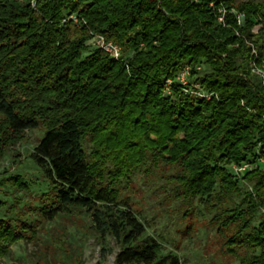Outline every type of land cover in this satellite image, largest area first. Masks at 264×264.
<instances>
[{"label": "trees", "instance_id": "16d2710c", "mask_svg": "<svg viewBox=\"0 0 264 264\" xmlns=\"http://www.w3.org/2000/svg\"><path fill=\"white\" fill-rule=\"evenodd\" d=\"M212 2L0 0V157L44 126L31 157L50 185L27 207L38 219L0 217V254L35 239L40 221L84 209L118 243L116 264H182L143 237L122 198V178L142 171L170 182L185 215L203 204L239 264H264V85L250 67L253 46L264 62V0L223 1L224 24ZM95 35L121 56L89 47ZM186 67L218 97L185 91Z\"/></svg>", "mask_w": 264, "mask_h": 264}, {"label": "rangeland", "instance_id": "374dc122", "mask_svg": "<svg viewBox=\"0 0 264 264\" xmlns=\"http://www.w3.org/2000/svg\"><path fill=\"white\" fill-rule=\"evenodd\" d=\"M93 38L87 45L99 47ZM45 130L44 126L28 130L23 141L0 157V217H15L18 212L29 216L27 207L39 205L38 196L50 188L43 170L31 157ZM94 143L87 135L84 148L90 156ZM16 174L29 184L27 190L18 189L9 180ZM120 183L122 198L146 226L143 237L161 242L163 255L175 254L182 264H239L209 222L212 213L203 204L185 215L182 204L172 199L170 182L142 171H134ZM30 215L31 220L39 218L36 212ZM93 224L91 214L84 209L61 213L54 220H42L37 223L36 238L11 245L6 255L0 254V264H116L118 243L110 235L102 238Z\"/></svg>", "mask_w": 264, "mask_h": 264}, {"label": "built area", "instance_id": "2783aa9c", "mask_svg": "<svg viewBox=\"0 0 264 264\" xmlns=\"http://www.w3.org/2000/svg\"><path fill=\"white\" fill-rule=\"evenodd\" d=\"M225 0H221L220 4L218 6L215 4V2H212V6H216V12H217V20L219 23H225L226 20V15L229 9L227 6L224 4ZM237 19L239 24H242L244 22V15L237 13ZM96 42L97 45L102 48L103 50L107 51L111 56L114 58L118 59L121 55V48L118 44L112 42V41H107L103 36L101 35H95L93 38ZM252 53L254 54V59H252L250 67L252 69V72L258 76V78L261 80L262 84L264 85V62H259L258 60V53L256 48L253 46L252 47ZM191 76V71L189 67H186L182 72L177 77V80L184 86H186L185 91H192V93H195L196 95L210 99L213 96L218 97V94L215 92H207L204 91L198 86L194 87L193 84L189 83V78ZM168 83H171V80H168ZM261 162L264 163V158L260 159ZM249 167L248 164H243V165H233V168L236 172L238 173H243L247 168Z\"/></svg>", "mask_w": 264, "mask_h": 264}]
</instances>
